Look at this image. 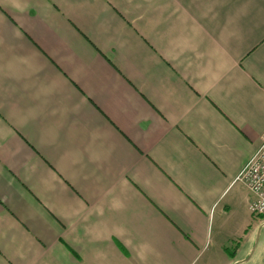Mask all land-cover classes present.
<instances>
[{"label":"crops","instance_id":"crops-1","mask_svg":"<svg viewBox=\"0 0 264 264\" xmlns=\"http://www.w3.org/2000/svg\"><path fill=\"white\" fill-rule=\"evenodd\" d=\"M263 133L264 0H0V264H264Z\"/></svg>","mask_w":264,"mask_h":264},{"label":"built area","instance_id":"built-area-1","mask_svg":"<svg viewBox=\"0 0 264 264\" xmlns=\"http://www.w3.org/2000/svg\"><path fill=\"white\" fill-rule=\"evenodd\" d=\"M253 196L248 210L255 216L264 215V133L258 149L237 176Z\"/></svg>","mask_w":264,"mask_h":264},{"label":"rangeland","instance_id":"rangeland-1","mask_svg":"<svg viewBox=\"0 0 264 264\" xmlns=\"http://www.w3.org/2000/svg\"><path fill=\"white\" fill-rule=\"evenodd\" d=\"M249 218L252 219L251 221V225H255V223H257L259 226H260V230L261 231H264V220H261L259 219V217H256V216H251L249 215ZM257 234L255 236V239H254V242L252 243V248L255 249L256 248V245H257ZM263 242H264V238H263Z\"/></svg>","mask_w":264,"mask_h":264}]
</instances>
